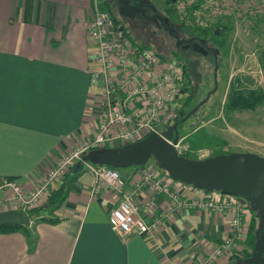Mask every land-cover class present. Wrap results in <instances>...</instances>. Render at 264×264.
I'll list each match as a JSON object with an SVG mask.
<instances>
[{
    "label": "crops",
    "instance_id": "1",
    "mask_svg": "<svg viewBox=\"0 0 264 264\" xmlns=\"http://www.w3.org/2000/svg\"><path fill=\"white\" fill-rule=\"evenodd\" d=\"M90 5L91 0H0V180L31 189L58 158L92 138L100 97L91 92L86 60ZM138 170L121 172L125 191ZM86 174L72 180L66 200L50 215L55 224L29 220L26 231L0 234V264H165L163 256L201 264L226 237V216L193 210L162 217L155 245L147 236L119 237L107 222L113 205L104 192L89 199L92 177ZM163 176L156 177L182 195H200ZM164 201L159 196L153 213L140 214L147 224L161 215ZM217 264L243 263L228 257Z\"/></svg>",
    "mask_w": 264,
    "mask_h": 264
},
{
    "label": "built area",
    "instance_id": "2",
    "mask_svg": "<svg viewBox=\"0 0 264 264\" xmlns=\"http://www.w3.org/2000/svg\"><path fill=\"white\" fill-rule=\"evenodd\" d=\"M255 7L249 10L248 15L257 13L258 8L256 10ZM242 8L243 0H176L172 7L179 20L188 17L190 24L200 28L227 18L234 10ZM89 16L86 60L91 65L90 87L100 97L97 106L99 123L88 142H82L58 158L33 188L27 190L16 182L0 180V212H26L44 204L50 186L59 182L90 148H117L149 134L162 138L165 128L178 120V108L174 101L182 99V94L178 92L183 83L181 65L162 60L151 50L133 45L119 27L112 24L98 0H91ZM237 17L244 18L242 14ZM166 142L172 144L171 140ZM172 146L180 156L186 150L182 147V139L177 138ZM191 155L196 160H202L210 157V151L198 150ZM85 168L93 180L88 191L89 199L97 200L104 192L107 203L113 205L107 222L115 235L122 238L133 234L147 236L155 245V233L162 217L187 210L212 212L228 218L227 233L206 252L201 264H217L231 256H243L253 213L237 197L194 187L200 195L186 197L178 188H171L158 179L149 168H141L138 178L127 182L129 190L125 191L126 182L115 169L87 164ZM142 194H145L143 199L140 197ZM159 196L166 199L160 209L161 215L147 224L140 214L153 213ZM163 258L165 264H178L168 257Z\"/></svg>",
    "mask_w": 264,
    "mask_h": 264
},
{
    "label": "rangeland",
    "instance_id": "3",
    "mask_svg": "<svg viewBox=\"0 0 264 264\" xmlns=\"http://www.w3.org/2000/svg\"><path fill=\"white\" fill-rule=\"evenodd\" d=\"M149 1L158 9L157 12L162 14L161 10L166 7V4L164 5L166 0ZM254 6H256L255 9L258 8V10L256 9L257 13L254 16L248 15L249 10ZM113 11L115 15V7H113ZM238 14H242L244 18L237 17ZM172 16V22L183 30V26L177 25L175 15L172 14ZM231 16L232 18L224 22L229 28V32L220 38L217 37V41H222V46L216 49L218 65L214 63L213 54L207 56H199L191 52L183 54L188 59L186 63L187 77L190 83L188 88L192 87L194 96L189 105L185 107L181 106L183 99L180 102L179 100L174 101L177 104L175 106L178 108V117H181L176 122L178 123L176 126L177 138L182 139L189 134L193 127L204 125L207 133L226 141L228 147H225L224 151L227 153H249L264 159V106L257 107L253 111L234 114L228 118L223 117L220 113V105L226 94L227 84L232 79H240V88L264 92V72L260 71L256 61L257 54L264 48V0H247L246 3L244 2L242 10L235 11ZM208 27H210L208 34L201 37L210 41L214 23L208 24ZM126 31L143 45L150 46L152 52L164 54L167 57L171 56L165 48L172 49V42L170 38H165L162 32L153 34L154 29L145 26L134 31L126 26ZM185 31L188 34H195L191 30ZM164 45L167 47L164 48ZM215 65L217 69H215ZM91 92L97 93L93 88H91ZM181 107L185 113L184 117L189 112H194L183 120V115L179 113ZM182 147L187 148L183 142ZM212 153L210 151V156ZM206 155L209 156V153ZM146 165L147 168L155 171L156 176L164 175V179L171 180L152 158L146 162ZM124 169H116V171L121 175ZM85 171L84 165L78 175H87V171ZM39 215L48 217V211L43 210Z\"/></svg>",
    "mask_w": 264,
    "mask_h": 264
},
{
    "label": "water",
    "instance_id": "4",
    "mask_svg": "<svg viewBox=\"0 0 264 264\" xmlns=\"http://www.w3.org/2000/svg\"><path fill=\"white\" fill-rule=\"evenodd\" d=\"M131 0H116L119 6L117 15L126 17L127 11L136 12L128 7ZM138 12V11H137ZM123 27H119L121 31ZM218 35V31H214ZM199 52L202 56L206 53ZM216 64V63H215ZM215 69L216 65H215ZM194 111L189 112L183 120ZM166 127L162 138L149 134L145 138L117 148L100 149L82 156L75 163L70 175L82 168L84 163L92 162L99 166L123 169L142 166L152 158L163 169L168 178L186 186L203 191H219L237 197L241 204L245 201L252 212L258 214L257 229L254 232V244L250 256L241 260L243 264H264V159L249 153H229L208 157L202 160H190L178 155L173 146L177 140L176 126ZM166 140H171L168 144ZM28 227L29 217L23 211L0 212V227Z\"/></svg>",
    "mask_w": 264,
    "mask_h": 264
},
{
    "label": "trees",
    "instance_id": "5",
    "mask_svg": "<svg viewBox=\"0 0 264 264\" xmlns=\"http://www.w3.org/2000/svg\"><path fill=\"white\" fill-rule=\"evenodd\" d=\"M111 2L112 0H102L100 2V6L103 8L104 11H106V13L108 14L114 26L123 27L121 18L117 15L116 11H115L116 13L115 15L113 13L114 12L113 5ZM172 11L174 10L172 9ZM117 16L119 19L117 18ZM170 16L171 18L173 17L172 14ZM176 20L178 22L177 25L179 27L183 26L184 32H186L185 30H189V31L191 30L195 32V34L198 36H202V35L205 36L210 31L209 29L210 27L208 26L204 28H200L198 26H195L194 24H190L191 21L188 20V17H183V20H179V18L176 17ZM225 20L227 21L228 18H223V19L221 18L217 20L214 23V29L211 31V35H210V41L215 42V46L217 45L216 48L218 49L222 46V41H217L218 40L217 37L220 38L224 34L229 32V28L227 27L226 23H224L226 22ZM216 30L218 31L217 36L214 35V31ZM121 32L126 38L129 39V41L133 45L141 49L151 50L150 46L143 45L141 42L136 40V38H133L130 34H128L126 29L123 28ZM155 54L162 60L171 61L177 65L182 66L179 58H176L174 56L167 57L164 54H160V53L158 54L155 53ZM256 61H257V65L260 71L264 72V48L257 54ZM216 64L218 65V61H216ZM188 85H190V83L187 77V67H186V64L183 62V86H181V89L183 87V101L181 103L182 107L189 105V103L191 102L194 96L192 87L188 88L189 87ZM240 87H241L240 79L238 78L232 79L228 82L226 94L224 96L222 104L220 105V113L223 117L228 118L231 115L239 114V113L246 112V111H253L257 107L264 106V92L263 91L245 89V88H240ZM182 107L179 109V113H181L184 116L185 113ZM180 119L181 117L180 118L178 117V120ZM182 142L186 144L187 146L182 156L190 160H196L194 159V157H192L191 155L192 152H196L198 150H204V149L210 150L213 152L210 157L229 154L226 151H224L226 143L222 139L210 135L209 133L205 131L203 127H200L199 125L196 127H193L191 131L189 132V134L183 139ZM98 150L100 149L90 148L88 151H86L83 154V156L89 155L90 153H93V152H97ZM85 164L86 163H84L83 166ZM87 165L105 167V166H99L95 164L94 160H92V162H89ZM132 167H137L140 170L141 168H147V165L145 163L142 166H132ZM71 169L61 178L59 182H57L56 187L52 188V190L48 193V196L44 204L26 211L29 217V220L45 222L48 224H55L57 222V218H52L50 217V215L53 214L59 208V206L66 200L72 180L81 171V169H79L75 174L70 175L69 173ZM92 183H93V180H92ZM247 209L251 211L250 205L248 204H247ZM43 210L48 211V217H41L39 215V213L42 212ZM252 213H253V217L251 219L250 225L247 230V235H246V239L244 243L245 250L243 251V256L242 257L231 256V257L236 258L238 261L246 259L250 256V252L254 244V232L257 229L258 214L257 212H252ZM18 231H26V227H21V226L19 227L1 226L0 227V234H9V233L18 232Z\"/></svg>",
    "mask_w": 264,
    "mask_h": 264
},
{
    "label": "flooded vegetation",
    "instance_id": "6",
    "mask_svg": "<svg viewBox=\"0 0 264 264\" xmlns=\"http://www.w3.org/2000/svg\"><path fill=\"white\" fill-rule=\"evenodd\" d=\"M176 0H166L164 5L165 8H162L161 13L157 12L158 9L154 7V5L149 0H131L128 2L127 6L132 9H136V12L127 11L126 17L119 16L122 21V26L126 29V26L129 27L130 30H138L139 27H152L154 29L153 34L155 32H162L165 38H170L173 46V51L170 48H165L167 46L164 45V48L168 54L179 58L182 64L183 71V62L186 64L188 62L187 57L183 56L186 52L194 53L195 55L202 56L199 52L201 51L208 54H213L214 63H216L218 57L216 56V46L215 42L207 41L206 39L198 36L196 34H188L184 32L182 29H179L173 22L171 18V14H173L172 7L175 4ZM113 7L115 6L116 13L118 11L119 6L117 5L116 0H112ZM138 11V12H137ZM160 11V10H159ZM125 24H124V23ZM126 25V26H125ZM148 26V27H147ZM183 86V83H182ZM179 94H182L183 99V87L178 91ZM248 204L247 201L244 202ZM249 205V204H248Z\"/></svg>",
    "mask_w": 264,
    "mask_h": 264
}]
</instances>
